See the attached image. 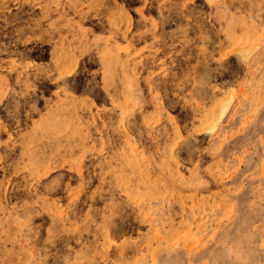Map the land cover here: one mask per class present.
Masks as SVG:
<instances>
[{"label": "rangeland", "instance_id": "obj_1", "mask_svg": "<svg viewBox=\"0 0 264 264\" xmlns=\"http://www.w3.org/2000/svg\"><path fill=\"white\" fill-rule=\"evenodd\" d=\"M0 264H264V0H0Z\"/></svg>", "mask_w": 264, "mask_h": 264}]
</instances>
